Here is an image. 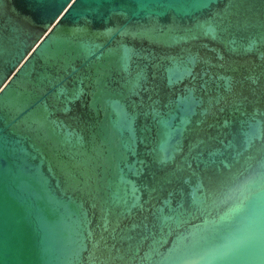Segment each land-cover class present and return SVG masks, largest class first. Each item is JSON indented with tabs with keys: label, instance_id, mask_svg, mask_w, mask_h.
Wrapping results in <instances>:
<instances>
[{
	"label": "water",
	"instance_id": "water-1",
	"mask_svg": "<svg viewBox=\"0 0 264 264\" xmlns=\"http://www.w3.org/2000/svg\"><path fill=\"white\" fill-rule=\"evenodd\" d=\"M0 264H264V0H0Z\"/></svg>",
	"mask_w": 264,
	"mask_h": 264
}]
</instances>
